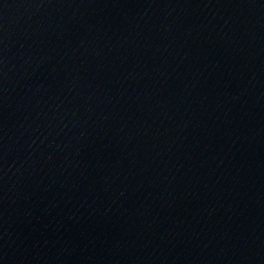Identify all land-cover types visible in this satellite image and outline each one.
Listing matches in <instances>:
<instances>
[{
    "label": "water",
    "instance_id": "obj_1",
    "mask_svg": "<svg viewBox=\"0 0 264 264\" xmlns=\"http://www.w3.org/2000/svg\"><path fill=\"white\" fill-rule=\"evenodd\" d=\"M0 264H264V0H0Z\"/></svg>",
    "mask_w": 264,
    "mask_h": 264
}]
</instances>
